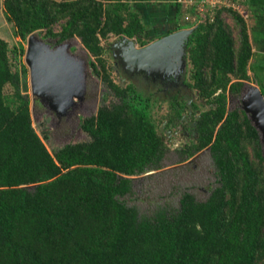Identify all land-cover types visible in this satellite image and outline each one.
<instances>
[{
  "label": "trees",
  "instance_id": "obj_1",
  "mask_svg": "<svg viewBox=\"0 0 264 264\" xmlns=\"http://www.w3.org/2000/svg\"><path fill=\"white\" fill-rule=\"evenodd\" d=\"M2 4L23 41L38 31L58 43L79 38L116 100L82 119L88 140L51 152L33 124L23 73L11 61V50L20 54L24 45L12 49L0 37V264H264L261 135L244 109L228 107L229 95H241L251 81L255 56L241 11L221 5L202 17L193 5L185 27H196L187 42V83L211 106L201 112L197 139L178 151L191 158L209 148L219 185L205 200L185 192L178 206L142 213L123 197L136 177L164 167L171 148L159 123L179 120L187 103L162 84L145 93L113 76L104 41L127 36L148 44L139 12L129 0ZM224 14L233 17L238 37ZM259 87L264 94V83Z\"/></svg>",
  "mask_w": 264,
  "mask_h": 264
},
{
  "label": "rangeland",
  "instance_id": "obj_2",
  "mask_svg": "<svg viewBox=\"0 0 264 264\" xmlns=\"http://www.w3.org/2000/svg\"><path fill=\"white\" fill-rule=\"evenodd\" d=\"M2 1L3 0H0V37L6 39L10 43L12 49L14 46H19L20 43L24 45V51H21L22 54L16 55V53L11 50V61L14 69H19L23 73L22 87L24 89L26 88L25 92L29 95L33 124L38 133L51 152H54L66 143L88 140L90 136L87 131L82 128V119L96 114L101 105L116 100L110 88L94 71L92 61L95 60V58L87 51L79 38L75 37L69 41L71 52L82 59L86 66V89L88 98H86L83 103L72 107L67 114L56 115L55 113H51V109L43 102H36L34 99L30 68L26 63L28 41H23L20 37L14 36L12 25L5 16ZM231 3L236 4V8L244 14L248 21L255 51V56L252 61L253 69L250 70L252 76L250 83L259 86L260 83H264V23L259 20L264 19L263 15H256V13L248 7L244 10L241 5L238 6L237 2L233 1ZM186 13L189 14L191 19L195 17V14L191 11H187ZM224 17L226 22L232 27L234 36L238 37L240 30L236 26L233 17L228 14H224ZM178 18L181 20V25L184 26V28L188 27L189 22L186 21L183 12L179 14ZM191 19L189 21H191ZM147 32L148 31H145L144 37L148 39L149 42L154 41V39L159 36L158 34H160V32L156 34ZM37 35L49 44H52L53 47L56 46L55 38L46 36L40 31L37 32ZM117 39H119V36H112L109 40H105L104 44L106 48ZM135 42L138 47H141L136 39ZM106 55L110 64L113 65L114 58L112 56V51L108 48ZM25 66L27 67L26 74L23 72ZM188 73L189 67L187 65L183 74L173 78L181 83ZM122 75L126 78V81H121V78L117 77L116 72L113 73V76L118 82H124L126 84L134 82L136 85H140L145 93L156 91L161 85L160 82L158 83V79L153 82V79L151 77L147 78L146 73L143 72L137 73V71L131 72L128 70L123 71ZM182 86L183 93H187L193 98L196 97L194 88L185 85ZM176 90L177 89L170 90L171 94ZM160 98L161 100L165 99V105L166 103L168 104V102H166L169 99L168 96L166 98V95L163 94ZM240 104V97L233 94L229 95V109L241 107ZM166 107L167 106L160 109L159 114L157 113V117H162V113H165ZM162 122L163 121L159 124L161 125ZM179 144H181V142H179ZM162 165L164 167L160 170L150 171L136 177L134 180L133 192L123 197L130 205L137 206L142 213L150 212L158 205L165 203L178 206L179 200L185 192L193 193L198 200H205L212 190L219 185V177L216 172L217 169L209 148L196 153L191 158L185 157L178 149L172 148L167 152Z\"/></svg>",
  "mask_w": 264,
  "mask_h": 264
},
{
  "label": "water",
  "instance_id": "obj_3",
  "mask_svg": "<svg viewBox=\"0 0 264 264\" xmlns=\"http://www.w3.org/2000/svg\"><path fill=\"white\" fill-rule=\"evenodd\" d=\"M195 30L196 27L178 29L141 47L136 45L134 38L124 36L122 43L127 45L118 58L131 72L162 78L180 76L187 67V42ZM27 41L26 63L30 68L33 95L42 97L49 109L62 115L76 98H81L86 66L71 54L69 40L52 47L34 32ZM240 106L258 129L264 152V94L261 88L247 82L241 92ZM164 127L165 123L158 130L159 134Z\"/></svg>",
  "mask_w": 264,
  "mask_h": 264
},
{
  "label": "flooded vegetation",
  "instance_id": "obj_4",
  "mask_svg": "<svg viewBox=\"0 0 264 264\" xmlns=\"http://www.w3.org/2000/svg\"><path fill=\"white\" fill-rule=\"evenodd\" d=\"M170 32H173V31H169L168 33H170ZM165 34H167V33H165ZM160 37H158V38H160ZM158 38H156V39H158ZM156 39H154V40H156ZM57 43L58 42L56 40V46L60 44V43H58V44ZM50 45L53 47L52 44H50ZM126 45H127V43H124V44L122 43V37H119V39H117L113 43H110V45L107 47L108 49H110L112 51V56L114 58V64L112 65L114 73L116 72L117 77L121 78V81H126V78L123 77L122 73H123V71H128V70L124 67V65L120 61V58H118V57H120V54L123 52V49L126 47ZM70 52H71V50H70ZM71 54H73V53L71 52ZM73 55L76 56L75 54H73ZM115 58H116V60H115ZM78 59L84 63V61L82 59H80V58H78ZM85 75H86L85 79L81 83V86H82L81 93H80L81 98H76L73 105H71L64 114H67L68 111L72 107L79 105L80 103H83L86 100V98H88V92L86 89L87 88V83H86L87 82V74L85 73ZM146 76H147V78L151 77L153 79V82L158 79V81L161 84H163L166 91L167 92L169 91L168 93H170V90H172V89H177L178 92L180 93V95L183 94L182 95L183 98L186 99L187 108L183 112L182 117L179 120H177L176 122H169L166 119L160 125V128H161V126L165 123V127H164L161 135H163V139L167 142V144L170 146V148L171 149L172 148L182 149L184 146L187 145V143H190L191 141H194L197 139V137H198V132H197L198 120L201 117V112L205 111L211 105L206 104L204 100L199 99L197 92H196L195 98L190 97L187 93H183V86L182 85L189 86L187 82L191 81L190 72L188 73L186 78H184V80L181 83H179V81L175 80L173 77L162 78V77L151 75V74H149V75L146 74ZM120 84L122 86L126 85V83H124V82L123 83L120 82ZM246 85H247V83L245 84V86ZM238 97H240V100H241V95H239ZM34 99L36 100V102H40V103L43 102V99L40 96L34 95ZM197 104L199 105L198 107L196 106ZM51 113H55L56 115H59L54 110H51ZM179 142H181V144H179Z\"/></svg>",
  "mask_w": 264,
  "mask_h": 264
},
{
  "label": "crops",
  "instance_id": "obj_5",
  "mask_svg": "<svg viewBox=\"0 0 264 264\" xmlns=\"http://www.w3.org/2000/svg\"><path fill=\"white\" fill-rule=\"evenodd\" d=\"M201 1L202 0H198V2L200 3ZM233 1L237 2L238 6L241 5L244 10H246V8L248 7L249 9H252L254 13H256V15L261 14V16L263 15L264 18V0H222V3L220 4L225 5L226 2ZM129 2L131 3L133 9L139 12L141 18L143 19L146 25V29L149 28L148 30H146L148 31L147 33L153 32L154 34H156L160 32L161 35L158 34V37L162 36L163 34L169 31L178 30L179 27L182 26L181 20H179L178 18L181 12L184 13L186 21L189 22V20L191 19L189 14H187L186 12L193 5L187 7L179 3L178 0H129ZM206 7L209 8V5L204 6V10ZM259 20L264 23V19Z\"/></svg>",
  "mask_w": 264,
  "mask_h": 264
},
{
  "label": "built area",
  "instance_id": "obj_6",
  "mask_svg": "<svg viewBox=\"0 0 264 264\" xmlns=\"http://www.w3.org/2000/svg\"><path fill=\"white\" fill-rule=\"evenodd\" d=\"M178 1H179V3H181L187 7L190 5H196L197 4V8H198L199 13L201 14L202 17L205 16L204 12L207 10L206 8H208V7H206L204 10V8H203L204 6L209 5V8L213 9L217 6L223 5V4H220V3H222V0H202L201 3L198 2V0H178ZM198 3H200V4H198ZM225 5L233 6L234 8L237 7L234 3L232 4L231 2H226ZM236 9H238V8H236Z\"/></svg>",
  "mask_w": 264,
  "mask_h": 264
}]
</instances>
